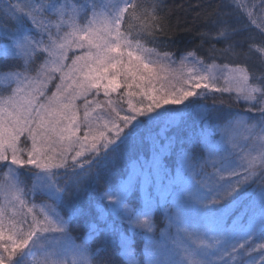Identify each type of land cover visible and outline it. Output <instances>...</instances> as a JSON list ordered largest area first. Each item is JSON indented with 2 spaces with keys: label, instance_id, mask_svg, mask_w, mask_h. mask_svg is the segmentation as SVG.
Segmentation results:
<instances>
[{
  "label": "snow or ice",
  "instance_id": "snow-or-ice-1",
  "mask_svg": "<svg viewBox=\"0 0 264 264\" xmlns=\"http://www.w3.org/2000/svg\"><path fill=\"white\" fill-rule=\"evenodd\" d=\"M162 8L0 0V264H103L109 244L140 264L137 236L143 264H264V7L210 14L212 63L160 50ZM233 92L246 112L207 103Z\"/></svg>",
  "mask_w": 264,
  "mask_h": 264
},
{
  "label": "trees",
  "instance_id": "trees-1",
  "mask_svg": "<svg viewBox=\"0 0 264 264\" xmlns=\"http://www.w3.org/2000/svg\"><path fill=\"white\" fill-rule=\"evenodd\" d=\"M226 0H162L163 8L157 14L162 17L160 26L163 28V33H157L160 36V42L166 47H161V51L174 52L176 57L179 58L184 52L196 49L197 55L205 58L207 63H212L208 58L206 49L210 47L205 43L203 49L197 48L200 45V38L197 33L203 30L205 21L209 19L210 14L216 10L219 5L225 3ZM250 4L256 5L255 11H259L264 7V0H249ZM156 46V45H150ZM217 48H222V44H217ZM240 61H234L231 58L219 57L216 59L218 65L233 64ZM250 68L260 74L264 72V67L249 61ZM213 99L218 102L224 101L223 106L220 108L222 115L227 116L232 113H244L248 109V105L243 102H237L235 93L232 94H217L215 97H210L207 103L211 104ZM252 115H256L253 113ZM217 139L219 136L216 137ZM134 152L126 153L125 158L121 160L117 168L123 169L129 162V157L134 156ZM106 189V184L101 180L98 186H95V191L90 195L97 200L98 195ZM156 229H160L164 225V219L161 214L154 217ZM72 236L76 241H81L86 233V226L83 220L75 219L72 225ZM103 237L90 242V248L94 251L103 242ZM137 243L134 245V253L140 263L143 262V243L141 237L137 236ZM103 264H127L124 256L121 255L120 249L117 245L109 244L107 250L101 253L100 257Z\"/></svg>",
  "mask_w": 264,
  "mask_h": 264
},
{
  "label": "rangeland",
  "instance_id": "rangeland-1",
  "mask_svg": "<svg viewBox=\"0 0 264 264\" xmlns=\"http://www.w3.org/2000/svg\"><path fill=\"white\" fill-rule=\"evenodd\" d=\"M216 83H217V86H219V87H227L228 85L224 82V80L223 79H218L217 81H216ZM233 93H235V92H233ZM78 103H80V102H78ZM101 194V193H100ZM100 194L98 195V198H97V202H100V200H99V197H100ZM164 219V218H163ZM164 225L163 226H161L160 227V229H163V228H165L166 227V221L164 220ZM160 229H156V237L157 238H159V233H160ZM83 240V239H82ZM82 240L81 241H76L77 243H80V242H82ZM137 259V258H136ZM127 261V260H126ZM137 261H138V259H137ZM140 264H143V262L142 263H140Z\"/></svg>",
  "mask_w": 264,
  "mask_h": 264
}]
</instances>
